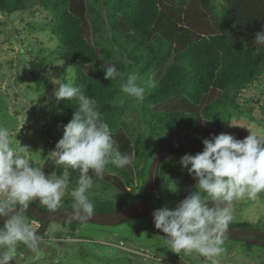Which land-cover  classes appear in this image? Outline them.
Listing matches in <instances>:
<instances>
[{"label":"trees","instance_id":"obj_1","mask_svg":"<svg viewBox=\"0 0 264 264\" xmlns=\"http://www.w3.org/2000/svg\"><path fill=\"white\" fill-rule=\"evenodd\" d=\"M34 1L58 12L54 32L65 50V67L78 69L76 84L84 86L85 94L97 102L103 120L113 130L119 151L129 156L134 149H141L137 160L142 168L136 167L135 176L129 165L120 168L110 164L111 174L106 172L103 178L90 171L93 181H99L105 188H116L126 198L120 205L98 202L97 211L115 212L136 201L159 209L161 203L153 195L162 173L170 181H178L182 188L175 195L179 204L195 191L196 184L179 163L180 158L202 152L204 145L199 142L202 136L203 141L228 134L225 128L214 125L220 124V119L237 116L257 123L252 109L242 108L238 100L247 88L264 77V46H250L249 40L251 35L264 30V0L262 7L256 6L258 0H229L233 12L222 4L218 10L214 0ZM26 9L27 0H0L3 12ZM108 65H115L121 77L105 79L104 69ZM155 70L162 72L157 86L146 91L142 103L133 99L141 105L139 115L151 134H159L160 128L178 129V133L195 130L188 140L182 137V142L173 137L154 146L151 135L141 146L140 140H133L124 128L126 119L122 116L130 100L125 95L119 102V96L123 95L121 84L129 73L135 72L148 80L146 77ZM57 71L64 73L65 69ZM78 107L75 99L61 100L59 110L64 126ZM197 130L201 131V137L197 136ZM68 168L70 179L77 182L79 170ZM136 182L142 187L139 194ZM209 199V206H214L215 202ZM29 205L37 206L33 202ZM16 206L14 203L12 207ZM25 214L43 226V221ZM62 224L78 229L82 223ZM235 226L249 227L243 223Z\"/></svg>","mask_w":264,"mask_h":264},{"label":"rangeland","instance_id":"obj_2","mask_svg":"<svg viewBox=\"0 0 264 264\" xmlns=\"http://www.w3.org/2000/svg\"><path fill=\"white\" fill-rule=\"evenodd\" d=\"M214 3L218 10L222 4L234 11L229 0H214ZM256 6H263L261 0ZM57 13L55 9H46L34 0H27L25 11L6 13L0 10V126L6 127L13 139L16 137L18 140L12 146L16 148L20 144L26 147L23 155L31 159L34 167L42 168L50 179L67 172L69 190L62 200L61 208L74 210V201L69 193L77 186V182L70 179L69 168L57 164L51 153L63 137L65 127L59 110L61 100H56L53 92L58 83L69 81V70L75 74L76 83L78 71L74 66L65 67V50L54 32ZM92 39L96 40V37ZM254 39L253 35L249 37L250 46H258ZM58 68H64L65 72H58ZM161 73L155 70L146 78L155 79L158 84ZM142 81H146L145 78L138 82ZM125 95L119 96V102L124 100ZM126 97L130 100V106L122 116L126 119L124 128L133 140H140L141 146L151 135L152 144L156 146L163 145L173 137L181 141L187 137L188 140L195 132L178 133V129L160 128L159 134H151V129L139 115L141 105L133 101L134 97ZM45 101L48 102L46 105ZM238 102L242 108L252 109V116L257 123L236 116L220 119V124L214 125L225 128L228 134L239 140L246 138L251 131L264 137V77L247 88ZM196 133L201 137V131L197 130ZM202 138L199 142H202ZM138 152L141 149H134L129 155V166L134 176L136 167L142 168L137 160ZM154 170L157 171L156 167ZM167 176L162 173L161 181L154 190L153 199L160 201L159 208H175L178 205L175 195L181 187L178 181H170ZM93 182L89 198L94 202V212H99L98 202L111 201L115 205L125 202L126 198L116 188H105L99 181ZM172 184L177 191L172 192L168 188ZM135 186L136 194H139L142 187L138 182ZM128 191H131V187ZM0 201L8 202L9 208H14V203L9 201L6 193H0ZM32 202L45 207L38 200ZM233 210L235 219L228 227L243 223L249 226L247 228L264 232V191L254 197L246 195L234 201ZM26 217L35 231L42 228L39 222ZM62 223L51 222L46 231L38 235L40 255L20 244L16 261H10L9 264H211L210 260L198 253H174L169 242L162 239L144 217L132 218L115 226L85 222L78 229ZM223 247L225 251L218 257L220 264H264V247L226 238Z\"/></svg>","mask_w":264,"mask_h":264},{"label":"clouds","instance_id":"obj_3","mask_svg":"<svg viewBox=\"0 0 264 264\" xmlns=\"http://www.w3.org/2000/svg\"><path fill=\"white\" fill-rule=\"evenodd\" d=\"M254 43L259 48L264 46V30L256 33ZM69 71V81L58 83L53 95L56 100L75 99L79 107L51 153L57 164L79 170L77 186L69 193L74 201V218L90 219L95 207L89 198L94 183L90 171L103 178L106 172L111 174L108 165L122 168L131 160L119 151L113 130L103 120L97 102L85 94L84 86L75 83V74ZM104 71L105 79L114 80L122 75L115 65H108ZM140 80L137 73H129L120 91L142 103L146 91L154 89L157 82L151 78L138 82ZM47 103L45 101V105ZM15 141H18L16 137L13 139L9 130L0 126V193H6L9 201L18 205L10 209L8 202L0 201V218H7L0 227V264L16 261L20 244L40 255V240L24 213L33 200H38L49 210L61 208L69 190L67 172L50 179L42 168L34 167L31 159L23 155L26 147L12 146ZM202 143V152L185 154L179 161L196 180L195 191L175 208L156 209L154 225L167 234L165 240L174 253H198L211 264H220L218 257L225 251V234L235 219L234 201L264 191V137L251 131L239 140L221 133ZM168 188L177 191L174 184ZM209 198L215 202L214 206H209Z\"/></svg>","mask_w":264,"mask_h":264},{"label":"water","instance_id":"obj_4","mask_svg":"<svg viewBox=\"0 0 264 264\" xmlns=\"http://www.w3.org/2000/svg\"><path fill=\"white\" fill-rule=\"evenodd\" d=\"M18 206L12 208L15 209ZM155 209L150 205L136 201L130 203L121 210L103 213V212H94V215L90 219H75L74 214L75 210L68 208H61L53 211H43L36 206L29 205L28 211L26 213L30 214L32 217L38 221H43L44 224L41 229L35 231L37 235L42 234L46 231L48 225L51 222H65V223H97L105 226H115L126 222L132 218L144 217L148 219L152 227L164 238H167V234L163 233L161 230L156 229L154 225L153 212ZM7 218H0V226L4 225V222ZM226 239L232 240H243L261 247H264V232L251 229V228H236L228 227V230L225 234Z\"/></svg>","mask_w":264,"mask_h":264},{"label":"flooded vegetation","instance_id":"obj_5","mask_svg":"<svg viewBox=\"0 0 264 264\" xmlns=\"http://www.w3.org/2000/svg\"><path fill=\"white\" fill-rule=\"evenodd\" d=\"M244 228H247V227H244Z\"/></svg>","mask_w":264,"mask_h":264}]
</instances>
